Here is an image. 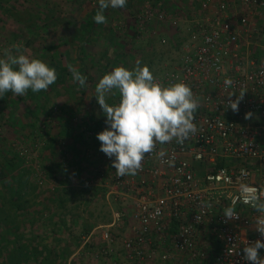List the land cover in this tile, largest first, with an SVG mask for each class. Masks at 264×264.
<instances>
[{
  "label": "built area",
  "instance_id": "obj_1",
  "mask_svg": "<svg viewBox=\"0 0 264 264\" xmlns=\"http://www.w3.org/2000/svg\"><path fill=\"white\" fill-rule=\"evenodd\" d=\"M158 2L144 0L136 12L138 34L148 33L152 24L179 28L182 21ZM239 4L249 16L264 11V0ZM200 8L202 17L188 22L196 44L185 47L172 70L154 77L165 87L184 83L194 98H202L194 113L196 133L182 144L175 139L157 143L134 176H118L114 158L97 153L93 177L84 182L85 188L107 190L115 202L131 203L128 214L113 213V224L107 227L128 219L129 237L122 242L125 264H196L208 243L214 245L208 264H251L243 248L264 242L255 230L264 219V209L255 206L264 202V25L258 28L226 2L206 0ZM248 33L259 39L261 56L248 51L243 41ZM242 91L234 112L227 103ZM246 113L252 116L245 119ZM86 157L91 158L89 153ZM220 163L224 166L215 169ZM228 207L238 214L236 219L222 215ZM100 240L108 248L115 245L108 229ZM108 255L103 250L95 258ZM260 255L264 257V250Z\"/></svg>",
  "mask_w": 264,
  "mask_h": 264
},
{
  "label": "rangeland",
  "instance_id": "obj_2",
  "mask_svg": "<svg viewBox=\"0 0 264 264\" xmlns=\"http://www.w3.org/2000/svg\"><path fill=\"white\" fill-rule=\"evenodd\" d=\"M97 1L98 0H8L5 6L7 5L8 7L15 8V12L13 11L16 14L15 18L22 19V23H18L13 18H9L0 12V57L6 58L5 53L8 51L13 55L23 54L29 59H39L47 64L50 55L52 56L55 53L57 56L60 53L64 55L68 54L63 62L68 64L69 72L73 73L74 70H78L82 75L87 77L86 84L89 88L87 91H84L83 95L76 92V87L74 86L76 82H74L73 77H67V86L58 88L61 95L56 98L55 101H48L47 106L49 113L46 115L38 117L37 114H27L23 116L26 109L22 104H19L18 107L13 110V113L7 112V114H4V117L2 116L3 122L0 121V150L11 149L14 153L24 155L27 161L26 166L34 171L35 182L33 186L35 188H32L33 191L27 189L28 191L25 192V194H27L25 200L41 204L44 199L50 196L54 189H56V191H54L55 194L65 190H71L73 195L77 193L78 195L72 196L71 199L69 195L66 196L65 200L69 202L66 204L65 211L75 209L76 211L74 210V212L79 214L83 221L95 225L89 235L80 239L79 247L74 249L72 256L67 260L66 264H125L126 261L123 259L122 242L129 237L130 230L127 218L124 222L120 223L119 226L107 227L113 224L112 214L118 212L119 209L122 210L123 213L129 212L131 203L115 202L112 196L107 195V190L99 187L85 188L84 184L81 185L75 176L76 166H70V164H75L74 160L72 161L73 157L71 155H69V157L63 155L62 167L64 170L62 179L67 182L63 186H58L54 181L46 179L40 165L42 152L48 145L47 142L52 138H55L57 141L60 139V143L63 142L64 145L60 146L61 148L59 151L67 152V144H65L64 138H59V134L62 130L60 122L62 119H67L69 117V110H73V112L76 113H74L73 123L75 124H73V127L77 124L81 125L79 129L80 132H83L85 129L84 125L80 124V119L88 121L91 124L90 127L95 126L100 128L102 126V129H106L107 127L102 110L94 97L96 95V85L101 79H99V73L102 71L94 64L93 60L102 57L105 50L108 57L115 54L114 50L116 49L114 47H116V36L113 35H115L118 30L120 32H122V30L125 31V28H122L123 26L129 27L132 14L138 11L143 5L144 0H142L143 2L141 4H139V0H133L134 6L129 10L122 8L113 9L111 7L105 9H108L107 18L110 23L104 25V29H100L99 31L94 30L96 34L92 36L90 42L87 43L85 55L83 57L85 66L81 70L80 63L76 58L77 41L75 42V39L71 36L76 32L78 33L81 29L82 24L87 20V17L90 16ZM160 4H163V6H174V15L182 21L179 28L177 30L157 28L158 32H156V35L152 34L154 30H150V33L148 32L140 35L133 41V44L129 42L128 45L132 47L133 53L137 56L139 66H147L153 76L162 71L165 73L172 70L180 62L185 47L187 45L196 44L195 36L188 30V28L191 29V26L188 24L187 20L193 16H202L201 8L199 9L200 2L197 3V0H162ZM232 4L236 13L247 16L248 20L254 23L258 28L263 27L264 11L262 13L260 12L261 15L249 16L248 12L244 8H241L239 3ZM118 19L120 20L118 21ZM18 33H23L26 39H29L31 48L25 47L22 41L14 40L15 37L13 35ZM126 40L129 41V38H126ZM64 41H72V43L68 46H64L62 45ZM243 41L248 45V51H252L253 54L259 56L263 54V49L261 48L258 38L248 33L244 36ZM46 53L50 55L46 56ZM115 98L116 90L110 93L106 99L110 105H115ZM197 99L199 101L197 109H200L202 98L198 97ZM53 106L57 107L52 110ZM36 116L41 121L39 126L35 123ZM9 118H13L14 121L9 122ZM98 148L97 143H90V150L95 151L98 150ZM2 163L0 154V167ZM92 165L95 169L97 161L95 160V163H92ZM93 171L91 167L87 166V168L84 169L81 180L85 182L88 178L93 177ZM6 180L7 179L3 180V182ZM1 184L2 181H0V193H6L5 188ZM80 188H85L88 191L102 189L105 195L103 198L98 197L93 203L87 205V207H83V198L78 192L79 190L81 191ZM62 199H64V197ZM85 199L89 201L91 197L85 196ZM115 205L116 210L114 211ZM40 209L42 208L39 206H29L26 213L31 215L34 214L33 210L38 211V213L34 215V222H36L38 219L47 215L46 211L40 212ZM18 223L27 234L37 232L38 226L34 225L31 227L30 219L26 221V219L19 218ZM107 229L115 238V245L110 248L100 240V235ZM73 233V237L80 236L81 231L78 224ZM37 234L46 235L48 237L46 242H51L50 238H52V234L49 235L48 232L40 231ZM62 237H65V235L63 234ZM66 239H68L66 241L67 245H69V243L73 245L74 242L72 237L68 238L66 234ZM61 245H64V243ZM207 245L209 248L206 250V254L203 256V259L196 264H205L211 261V250L214 245L212 243H208ZM103 250L109 251V255L95 258L98 252H102Z\"/></svg>",
  "mask_w": 264,
  "mask_h": 264
},
{
  "label": "trees",
  "instance_id": "obj_3",
  "mask_svg": "<svg viewBox=\"0 0 264 264\" xmlns=\"http://www.w3.org/2000/svg\"><path fill=\"white\" fill-rule=\"evenodd\" d=\"M159 1L161 2L162 0ZM205 1L206 0H197V3L200 2L199 9L201 4ZM6 2H8V0H0V12L9 18H13L16 22L22 23V19L15 18V8L8 7L7 5L5 6ZM142 2V0H139V4ZM160 2L157 4L158 7L165 9L169 14H175L173 5L163 6ZM133 6V0H127V4L122 9L129 10L132 9ZM98 9L99 3L97 1L90 16H88L87 20L82 24L81 29L78 33L76 32L71 36L75 39V42L77 41L76 58L80 63L81 70L85 66L83 57L85 55L87 43L90 42L91 37L96 34L94 33V30L99 31L100 29H104L103 26L110 23L107 18L108 9L104 10L106 23L97 24L94 22L93 17L97 14ZM135 14L136 12L132 14L129 27H122L125 28V31L122 30V32H120L116 29L118 31L113 35L116 36V47H114L116 49L114 50L115 54L108 57L105 50L102 57L97 59L93 58L94 64L102 71L99 73V79L116 67H124L128 70H134L138 66L137 56L133 53L132 47L128 46L129 42H132L133 44V41L140 36L136 31ZM198 16L199 15L195 17L193 16L187 21H193L196 18L198 19ZM119 20L120 19H118V21ZM157 28L178 29L164 27L159 24H152L147 27V31L154 30L155 32H158ZM13 36L15 37L14 40L22 41L25 47L31 48V42H29V39H26L23 33L14 34ZM126 38H129V41H127ZM71 43L72 41H64L62 45L68 46ZM49 55L46 53V56ZM67 55H64L63 53H60L58 56L56 53L52 56L50 55L47 65L56 70L57 80L55 84L51 85L46 91L33 93L29 90L23 96H16L13 93L8 92L0 97V121L3 122L2 116L4 117V114H7V112L13 113V110H15L19 104H22L26 109L23 116H26L27 114H37L38 117H41L42 115L49 113L47 106L48 101H55V99L61 95L58 88H61V86H67L66 78L73 77V73L69 72L68 64L63 62ZM162 73L164 72L162 71L159 74L154 75V77H157ZM74 86L76 87V92H79L80 95H83L84 91H87L89 88L87 84L86 86L81 87L78 82H76ZM119 99V93L118 90H116L115 105L119 103ZM56 107L57 106H53L52 110ZM198 110L199 109H197L196 112ZM68 113L69 117L67 119H62L60 122L62 130L59 134V138H64L63 140H65V144H67V152L59 151L61 148V145L59 144L61 140L59 139L57 141L55 138H52L47 142L48 145L45 147L40 157V165L46 179L54 181L58 186H63L67 183L66 180L62 179L64 170L62 167V159H64L65 155H67V157H69V155L73 157L72 161L74 160L75 164H70V166H76V179L81 185L84 184V181L81 180L84 169L89 166L91 167V170H93L92 163H95L94 155L101 153L99 150L100 142L96 139V136L98 133L105 130V128L102 129V126L100 127L101 129L95 126L90 127L91 124L88 121L80 119V124H83L85 127L83 132H80L79 129L81 125L77 124L73 127V124H75L73 123V118L76 113L73 112V110H69ZM37 116L35 123L39 126L41 121ZM8 121L12 122L14 120L13 118H9ZM90 132H92V136L88 135ZM92 142L94 144L97 143V146L99 147L98 150L92 151L89 149L90 143ZM87 153L91 156L90 159L86 157ZM0 154L1 161L3 162L0 167V181H2L1 185H3L6 190V193H0V264H66L67 260L72 256L74 249L79 247L80 239L89 235L95 227L93 223L83 221L82 217L74 212L75 209L65 211L66 204L69 202L68 200H65L66 196L69 195L71 199L72 196H77L78 193L73 195L71 190H65L55 194L54 191H56V189H54L50 196L44 199L41 204L26 201L25 197L27 194H25V192L28 191L27 189L33 191L35 188L33 186L35 182L34 171L26 166L27 161L25 160L24 155L14 153L11 149H1ZM222 166H224L223 163L217 164L215 169L221 168ZM5 179L7 180L3 182ZM80 189L81 191L78 189V192L83 198V207H87V205L93 203L98 197L103 198L105 195V192L102 189H93L91 191H88L85 188ZM85 196H90L91 199L88 201L85 199ZM63 197L64 199H62ZM29 206H39L42 208L40 209V212L46 211L47 215L34 222V215L37 214L38 211L33 210L34 214H27L26 211ZM115 210L116 205L114 211ZM118 212L123 211L119 209ZM126 213H128V211ZM19 218L26 219V221L30 219L31 227L34 225L38 226L37 232L29 234L25 233V231L22 230L21 225L18 223ZM77 224L80 227L81 234L80 236L73 237V232L74 229L77 228ZM39 231L48 232L49 235L52 234V238H50L51 242H48L49 245L46 242L48 237L44 234L38 235L37 233ZM63 234L65 237H62ZM66 234L68 238H73V245H70V243L69 245L66 244V241L68 240L66 239ZM62 243H64V245H61Z\"/></svg>",
  "mask_w": 264,
  "mask_h": 264
},
{
  "label": "clouds",
  "instance_id": "obj_4",
  "mask_svg": "<svg viewBox=\"0 0 264 264\" xmlns=\"http://www.w3.org/2000/svg\"><path fill=\"white\" fill-rule=\"evenodd\" d=\"M99 9L93 20L97 24L106 23L104 10L123 8L127 0H98ZM6 58L0 57V97L11 92L23 96L29 90L33 93L46 91L57 80L54 68L39 59L13 55L6 51ZM73 80L83 87L87 77L78 70L73 71ZM226 86L232 81L226 79ZM118 90L119 103L110 105L107 96ZM96 102L105 117L106 129L97 134L100 142L99 150L112 160V167L118 176H134L142 168L145 154H151L156 144H164L172 140L182 144L191 134H195L197 126L194 121L199 101L194 98L189 86L176 83L165 87L155 82L154 76L147 66H138L134 70L116 67L105 74L95 88ZM244 91L235 100H229L232 111L238 110ZM233 96V95H232ZM252 116L246 113L245 119ZM164 157V152H159ZM253 191H255L253 189ZM264 209V202L255 205ZM226 219L233 220L238 214L231 207L222 214ZM264 237V219L257 222L255 228ZM264 250V242L243 248L244 259L251 264H264L260 255Z\"/></svg>",
  "mask_w": 264,
  "mask_h": 264
},
{
  "label": "crops",
  "instance_id": "obj_5",
  "mask_svg": "<svg viewBox=\"0 0 264 264\" xmlns=\"http://www.w3.org/2000/svg\"><path fill=\"white\" fill-rule=\"evenodd\" d=\"M214 3L218 4L220 2H226V3H229L230 5H232V8L233 7V4L232 3H239V0H212ZM232 2V3H231ZM201 18V17H198V19ZM197 19V18H196ZM195 19V20H196ZM187 22H191V21H187ZM262 48V47H261Z\"/></svg>",
  "mask_w": 264,
  "mask_h": 264
}]
</instances>
